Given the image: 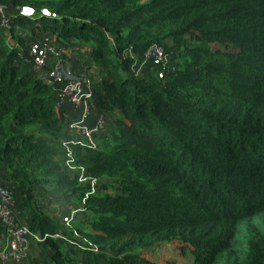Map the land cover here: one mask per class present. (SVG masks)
Segmentation results:
<instances>
[{
	"label": "trees",
	"instance_id": "obj_1",
	"mask_svg": "<svg viewBox=\"0 0 264 264\" xmlns=\"http://www.w3.org/2000/svg\"><path fill=\"white\" fill-rule=\"evenodd\" d=\"M0 4V183L37 236L21 264H157L142 255L167 243L190 264H264V0ZM47 35L89 49L112 116L93 145L32 70ZM153 45L176 67L162 79L133 72Z\"/></svg>",
	"mask_w": 264,
	"mask_h": 264
},
{
	"label": "built area",
	"instance_id": "obj_2",
	"mask_svg": "<svg viewBox=\"0 0 264 264\" xmlns=\"http://www.w3.org/2000/svg\"><path fill=\"white\" fill-rule=\"evenodd\" d=\"M7 18V9L0 4V28L6 33L10 28ZM57 47L56 41L49 36L32 42L28 48L32 70L43 83L52 87L57 110L69 105L77 113L76 119L67 125L68 132L75 139L93 145L95 137L105 133L107 122L102 112L93 115V80L83 71L74 72L63 54L67 49ZM147 64L160 68L157 72L159 79H162L166 72L176 69L170 63L164 48L159 45L149 47L142 55L140 64L132 71L136 74ZM76 212V209L72 210L70 216L64 217L62 222L68 224ZM0 224L4 240L0 249V264H21L27 258L31 237L37 239V236L31 235L29 228L22 221V211L17 207L11 190L1 183Z\"/></svg>",
	"mask_w": 264,
	"mask_h": 264
},
{
	"label": "rangeland",
	"instance_id": "obj_3",
	"mask_svg": "<svg viewBox=\"0 0 264 264\" xmlns=\"http://www.w3.org/2000/svg\"><path fill=\"white\" fill-rule=\"evenodd\" d=\"M47 36L55 40L59 48L61 47L59 43L57 42V40L51 37V35H47ZM68 49L66 50L67 52L65 51L66 53L64 52L63 54H65V57H67L70 63L78 59L77 61L78 70L76 71V73L83 71L87 73V75L90 78L97 76L95 69L89 68V66L91 65V63L88 61L89 60V56H88L89 49H86L83 47L81 48L77 45H74L73 48H68ZM69 56L70 58L71 57L72 58L70 59ZM101 112L104 114L105 119L108 120L105 124V132H107V130L109 129L110 122L112 121V116L102 111L101 109H99V107L96 106V102H95V111H93V115L99 114ZM89 123H92V122L89 121ZM0 171L3 172L4 174V170L0 169ZM5 183L8 184L7 182ZM56 209H57V212L60 213V210H59L60 207L58 206L56 207ZM142 256H144L145 258L157 264H163L166 262H174L176 264H190L192 260V256L189 253L184 254L182 252V247L177 243L161 244L159 246H156L153 250L143 253Z\"/></svg>",
	"mask_w": 264,
	"mask_h": 264
},
{
	"label": "crops",
	"instance_id": "obj_4",
	"mask_svg": "<svg viewBox=\"0 0 264 264\" xmlns=\"http://www.w3.org/2000/svg\"><path fill=\"white\" fill-rule=\"evenodd\" d=\"M67 52V51H66ZM70 58V56H69ZM72 58V57H71ZM70 58V59H71ZM79 58V57H78ZM77 61L78 59H76L74 62H69L70 65H71V69L76 72L78 69V66H77ZM63 111L67 114V116L70 118V120H73V119H76L77 117V113L72 109L71 106L69 105H66L64 108H63ZM72 115V116H71ZM108 121V120H107Z\"/></svg>",
	"mask_w": 264,
	"mask_h": 264
},
{
	"label": "water",
	"instance_id": "obj_5",
	"mask_svg": "<svg viewBox=\"0 0 264 264\" xmlns=\"http://www.w3.org/2000/svg\"><path fill=\"white\" fill-rule=\"evenodd\" d=\"M32 13H33L32 10L27 9V8H24V9L21 10V14L25 15V16H30ZM41 14L49 15V13L47 11H42Z\"/></svg>",
	"mask_w": 264,
	"mask_h": 264
}]
</instances>
